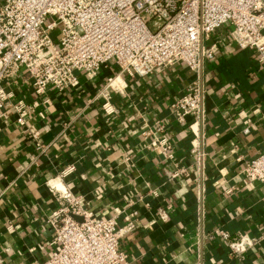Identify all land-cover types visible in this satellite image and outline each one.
Instances as JSON below:
<instances>
[{"label": "crops", "instance_id": "1", "mask_svg": "<svg viewBox=\"0 0 264 264\" xmlns=\"http://www.w3.org/2000/svg\"><path fill=\"white\" fill-rule=\"evenodd\" d=\"M229 32L208 40L217 51L202 67V126L172 113L196 78L183 64L139 76L110 62L93 78L77 71L75 86L50 84L41 95L25 72L4 80L12 94L0 116V264L51 255L47 219L58 205L46 185L51 178L82 196L93 215H116L119 226L137 213L135 230L121 238L129 264H264V184L243 174L246 161L264 152V63ZM105 93L111 114L103 110ZM163 136L170 151L157 146ZM71 164L75 170L59 177ZM220 231L254 243L234 255Z\"/></svg>", "mask_w": 264, "mask_h": 264}, {"label": "built area", "instance_id": "2", "mask_svg": "<svg viewBox=\"0 0 264 264\" xmlns=\"http://www.w3.org/2000/svg\"><path fill=\"white\" fill-rule=\"evenodd\" d=\"M222 28L229 29L239 48L254 49L264 63V0H0V116L12 94L4 80L20 72L41 95L50 84L59 91L75 86L77 71L93 78L110 62L121 73L139 76L183 64L196 78L171 103L172 113L179 122L192 115L195 125L202 126V67L217 51L208 40ZM104 97L103 110L111 114L108 93ZM18 112L23 123L26 110L20 106ZM199 135L192 146L199 156L197 168L203 157ZM156 141L160 149L170 151L166 137ZM74 170L68 165L59 177ZM243 174L264 184V152L246 161ZM46 185L58 201L47 219L54 249L32 264H129L121 238L135 230V211L119 226L116 215L103 218L88 212L82 196L60 179L51 178ZM198 198L201 202L203 188ZM160 216L166 218V212L160 211ZM220 233L234 255H242L254 243L247 235L231 239L228 232Z\"/></svg>", "mask_w": 264, "mask_h": 264}]
</instances>
